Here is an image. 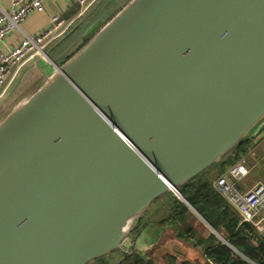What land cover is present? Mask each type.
Instances as JSON below:
<instances>
[{"label": "water", "instance_id": "95a60500", "mask_svg": "<svg viewBox=\"0 0 264 264\" xmlns=\"http://www.w3.org/2000/svg\"><path fill=\"white\" fill-rule=\"evenodd\" d=\"M33 59L0 118V264L129 253L154 201L191 207L180 186L264 136V0H124L63 63Z\"/></svg>", "mask_w": 264, "mask_h": 264}, {"label": "trees", "instance_id": "16d2710c", "mask_svg": "<svg viewBox=\"0 0 264 264\" xmlns=\"http://www.w3.org/2000/svg\"><path fill=\"white\" fill-rule=\"evenodd\" d=\"M100 5L103 6V4ZM112 7L113 5L99 9L98 4H95V6L89 8L63 35L46 47L49 56L58 64L66 61L77 49L71 53L67 52L72 39L75 38L74 40H77L78 35L84 33L90 26L89 24H92L101 15H105V13L108 15L107 13H110L109 10ZM81 21L82 24L78 25ZM86 39L82 40L79 47L87 41ZM250 146L251 140H245L235 151L227 155L221 163L212 166L179 188L182 197L187 203L216 232L228 241L229 245L222 243L213 233H210L207 237L201 236L198 238L195 242L196 245L202 246L204 243L207 244L203 245V255L210 263L229 264V261L233 260L231 264H264V238L258 232L257 228L251 226L249 223L241 222L240 217L234 209L217 193L213 186V180L208 176V172L215 167L219 171L217 177L222 175L228 166L237 161L242 154L248 152ZM155 205L157 207L156 210L161 212L160 223H169L173 228H176V235L179 238L193 240L198 232L193 223L195 212L192 211L193 209L191 207L172 193H166L157 199L154 202ZM121 253V258L115 264H152L150 260L134 252L132 254L126 252ZM108 257H102L90 264H113L114 262ZM180 264L189 263L182 262Z\"/></svg>", "mask_w": 264, "mask_h": 264}, {"label": "built area", "instance_id": "2783aa9c", "mask_svg": "<svg viewBox=\"0 0 264 264\" xmlns=\"http://www.w3.org/2000/svg\"><path fill=\"white\" fill-rule=\"evenodd\" d=\"M52 0H11L8 9L0 8V98L15 77L19 68L28 60L46 50V47L65 33V31L96 1V0H64L76 3L78 13L75 17L64 19L52 15L49 24L34 35L24 34L14 45L7 39L13 31L20 29L22 22L33 12H42L46 3ZM261 155L264 158V136L256 139L246 154L225 173L213 181L217 193L234 209L241 222L260 228L264 222V181H257L247 188H241L250 172V160ZM132 248V239L125 242Z\"/></svg>", "mask_w": 264, "mask_h": 264}, {"label": "crops", "instance_id": "0c3cea01", "mask_svg": "<svg viewBox=\"0 0 264 264\" xmlns=\"http://www.w3.org/2000/svg\"><path fill=\"white\" fill-rule=\"evenodd\" d=\"M10 2H11V0H0V8L8 9L10 6ZM99 3L103 4L104 8L110 7L111 5H113V7L109 10L110 13H107L108 15H106V13H105V15H103V17L100 16V18L96 19L94 22H92L91 25H94V23H100V25H101L102 23L107 21L123 5L124 0H96L89 8H91L92 6H95V4H99ZM78 8L79 7L77 6L76 3L69 4V3H66L64 0L49 1L48 3H46L44 10L42 12L31 13L22 22L20 29L13 31V33L8 37L7 41L9 43V45H14L23 37L24 34L34 35V34L39 33L43 28H45L49 24V19L52 15H59L60 17H62L64 19L73 18L77 15ZM87 10L82 15H84L87 12ZM91 29H92L91 26L89 27V29L87 28L88 32H90ZM95 30H96V28L93 30V33ZM34 62H35L34 59L26 61L19 68V70H18L19 72L17 71L18 72L17 77L8 86L9 87L8 90L9 89L12 90V87H13V84L15 83V81L17 80V83H18L20 81V78H22L23 71L26 70L27 68H30V73L31 72L32 73L28 77H26V79L23 83L21 81L19 84V86L22 85L20 90L23 91L26 88L28 89L24 95V99L27 98V96L31 93V91L36 89V86L39 83L40 75L38 74V70L36 69V67L39 65H36V66L31 68V66H33ZM45 67L50 68L48 65L44 66V68ZM34 69H36V70L33 71ZM38 69H40V67H38ZM22 101H24V100H22ZM261 131H259L258 133L253 135L251 138H249V140H251V146L254 144V141L256 139H258V135L261 133ZM257 158H258V160H256V162H257L258 166H262V172H263L264 171V158L261 157V155H258ZM260 159H262V160H260ZM235 162L233 164H235ZM233 164L228 166L226 168V171ZM226 171H224V173ZM218 172L219 171L216 167L212 168V170H210L208 172L209 178H211L213 181H215V179L217 178ZM246 178H245L241 188H247L253 184V181H254V183L256 181V180L251 179V177H250L249 180H250V182L252 181V184H251L248 182V179L246 181ZM152 205H154V203ZM152 205L145 212V214L139 219L137 227H139L140 224H142V226L137 231V234L132 235L131 239L133 240V243H134V246L136 247V250L139 252H142V253H146L147 249H150V247H151L152 251L155 249H159V250L162 249L161 252H163V253H157V251H156L153 254L154 258H150L151 262L153 264L159 263L156 260L157 258L160 259L162 264H171L172 262L173 263L175 262V264H179V263L183 262L182 260L185 259L184 257H187L188 261H191V262H189V264H208L205 260L203 261V263L192 262L199 257V255H196L197 250H198L197 248L201 247L203 250L204 246L202 247L201 245H196L195 241H193V240H184L182 238H179L174 233V231H173L174 229L173 230L171 229L172 226L169 223H162V222L160 223V218H159L160 215H158V213L156 212L157 211L156 207H152ZM155 213H157V214H155ZM263 225H264V222L260 226V228H259L260 230H262V228L264 229ZM134 230H136V229H134ZM134 230L132 232H134ZM186 241H191L194 248L188 247L185 244ZM172 258L174 259V261H171Z\"/></svg>", "mask_w": 264, "mask_h": 264}, {"label": "rangeland", "instance_id": "374dc122", "mask_svg": "<svg viewBox=\"0 0 264 264\" xmlns=\"http://www.w3.org/2000/svg\"><path fill=\"white\" fill-rule=\"evenodd\" d=\"M101 3H99L98 4V6H99V9H103V6L102 5H100ZM98 9V10H99ZM102 17H103V15H101ZM82 19V18H81ZM82 24V21L81 22H79V24L78 25H81ZM91 27H92V29H91V31L90 32H88V30L86 31L85 30V32L84 33H82L81 35H78V37H77V40H74L75 38H73L72 39V41L70 42V44H69V49H68V53L70 52H72V51H74L76 48L78 49L79 48V45L81 44V42H82V40H85L86 38H89V36L90 35H92V33H93V30L95 29V28H97L99 25H100V23H94V25H91V24H89ZM88 25V26H89ZM87 26V27H88ZM89 26V27H90ZM89 27H88V29H89ZM86 40H88V39H86ZM76 49V50H77ZM47 52V51H46ZM65 55V54H64ZM63 58V57H62ZM16 84H17V80L15 81V83L13 84V87H12V90L14 91V89H15V86H16ZM13 91H11V93H8L6 96H5V99L3 100V101H5V103H0V118H2V117H4L6 114H8L12 109H14L16 106H18L19 104H20V102L22 101V100H24V95H25V93H26V90L24 89L23 91L22 90H18V91H16V92H13ZM256 160H258V158L257 157H254L253 159H251L250 160V164H249V167H250V172H249V174L247 175V178H246V181H247V179H248V182L249 183H251L252 184V181L250 182V177H251V179H253V180H256L255 182H257V181H264V171L262 172V166H258V164H257V162H256ZM260 160H262V159H260ZM259 162V161H258ZM261 162V161H260ZM257 164V165H256ZM250 176V177H249ZM249 177V178H248ZM253 183H254V181H253ZM168 193H172V192H168ZM166 194V193H165ZM165 194H163L162 196H164ZM173 194V193H172ZM174 195V194H173ZM161 196V197H162ZM160 198V197H159ZM158 198V199H159ZM157 205V204H156ZM156 205L154 206V205H152V207H156ZM157 208V207H156ZM193 211V210H192ZM157 213H158V215H160L161 214V212L160 211H156ZM157 213H155V214H157ZM194 215H195V218H194V226L196 227V229H197V232L198 233H196V235L194 236V238H193V241H197L198 240V238L199 237H201V236H204V237H207L210 233H212V231H211V229H210V227L203 221V220H201V218H199L198 216H197V214L196 213H194ZM158 218V217H157ZM159 218H160V216H159ZM264 226V225H263ZM258 230V229H257ZM174 231V233H175V231H177L176 230V228L173 230ZM258 232L261 234V236L264 238V229L262 228V230H258ZM129 239H131V237H129ZM128 240V239H127ZM126 240V241H127ZM185 244L188 246V247H192V248H194V246H192V242L191 241H186L185 242ZM203 245H207L206 243H204ZM203 245H202V247H203ZM201 247L200 248H198V250H197V254L196 255H199V257L197 258V259H195L194 261H192V262H196V263H203V259H202V253H201ZM122 253L120 252V251H118V252H114V253H109V254H107V255H105L104 256V258H106L107 256H109L108 258L109 259H111L112 260V262H114L113 264H115L121 257L120 256H122L121 255ZM157 260V259H156ZM177 260V259H176ZM208 264H214V263H210V262H207Z\"/></svg>", "mask_w": 264, "mask_h": 264}, {"label": "flooded vegetation", "instance_id": "af4514ba", "mask_svg": "<svg viewBox=\"0 0 264 264\" xmlns=\"http://www.w3.org/2000/svg\"><path fill=\"white\" fill-rule=\"evenodd\" d=\"M141 226H142V224H140V226L137 227L136 230H134V232H132V234L130 235L131 238H132V235H133V234H134V235L137 234V231L140 229ZM130 254H132V253H130ZM172 260L174 261L173 258H172ZM173 264H175V262H174Z\"/></svg>", "mask_w": 264, "mask_h": 264}]
</instances>
